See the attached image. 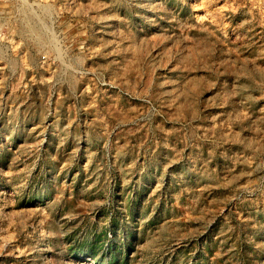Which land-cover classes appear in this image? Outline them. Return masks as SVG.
<instances>
[{
  "label": "rangeland",
  "instance_id": "1",
  "mask_svg": "<svg viewBox=\"0 0 264 264\" xmlns=\"http://www.w3.org/2000/svg\"><path fill=\"white\" fill-rule=\"evenodd\" d=\"M0 264H264V0L0 4Z\"/></svg>",
  "mask_w": 264,
  "mask_h": 264
},
{
  "label": "built area",
  "instance_id": "2",
  "mask_svg": "<svg viewBox=\"0 0 264 264\" xmlns=\"http://www.w3.org/2000/svg\"><path fill=\"white\" fill-rule=\"evenodd\" d=\"M5 1H7V0H0V4H2V3L5 2Z\"/></svg>",
  "mask_w": 264,
  "mask_h": 264
}]
</instances>
